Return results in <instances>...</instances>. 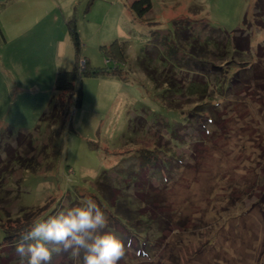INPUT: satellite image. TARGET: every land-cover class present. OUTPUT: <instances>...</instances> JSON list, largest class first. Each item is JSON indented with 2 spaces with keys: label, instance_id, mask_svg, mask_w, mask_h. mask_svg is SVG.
<instances>
[{
  "label": "rangeland",
  "instance_id": "obj_1",
  "mask_svg": "<svg viewBox=\"0 0 264 264\" xmlns=\"http://www.w3.org/2000/svg\"><path fill=\"white\" fill-rule=\"evenodd\" d=\"M14 1H0L2 26L21 13L59 18L44 12L52 0ZM129 1L60 0L65 22L76 18L89 69L118 71L84 75L81 106L78 84L72 96L55 90L59 69L76 63L70 37L61 59L48 42L21 50L0 42V140L8 130L10 139L31 134L10 154L0 150V225L12 231L0 233V264H19L13 237L34 221L89 198L108 218L103 233L128 237L119 264H264V12L256 0H152L144 21ZM238 29L245 51L235 48ZM115 40L127 43L125 61L103 54ZM246 65L233 94L219 92L226 83L213 84L216 76L229 81ZM193 81L212 92L189 95ZM174 98L179 106L168 107ZM217 101V119L201 134ZM82 257L61 252L51 264Z\"/></svg>",
  "mask_w": 264,
  "mask_h": 264
},
{
  "label": "trees",
  "instance_id": "obj_2",
  "mask_svg": "<svg viewBox=\"0 0 264 264\" xmlns=\"http://www.w3.org/2000/svg\"><path fill=\"white\" fill-rule=\"evenodd\" d=\"M126 7H127V10H129L134 17L139 18V20L146 21L145 17H146V15L149 12H151V10L153 8V2H152V0H132V1L127 2ZM255 8L257 10H259L261 13L264 12V0H256ZM189 21L192 22L191 20H189ZM177 23H178V25H176V26L180 27V26H182V23H184V21L176 22V24ZM66 27H67V31H68L69 37L71 38V41H72V44H73V48L75 49L76 63L74 65L73 69L69 70V69L63 68V67H61L59 69V71L57 73L56 80H55V90L57 92H59V97H60V95L62 93H67L68 95L72 96L73 93L75 92V86H76V84H78L77 98H76V101H75V105L76 106H81L82 102H83V84H82V82H83V76L84 75H91V76L104 75V76H108L110 74H115V76H117V72L118 71L116 70L117 67H115L113 69H110L111 71H108V72L105 71V70H102V69H89V67H88V63L89 62L86 60L85 56L82 55V46H83V44H82V41H81V36H80L79 30H78L77 21H76L75 16L72 15L69 18V20L66 22ZM245 34H246L245 29H238L236 31V34L234 36V44L236 45L235 48L237 50L239 49L240 51H245L244 48L246 46H248V43H247L248 40L245 37L246 36ZM0 37L2 38V40L5 39L3 30L1 29V26H0ZM102 50L104 51L103 54L105 56H107V57H110V58L112 57L115 60L125 61V58L127 56L126 55L127 43L125 41H122L120 43L118 40H115L109 46H107V45L102 46ZM260 51L262 52L263 49H260ZM108 61H109V59H106V62H108ZM139 61L142 64H144L143 62H145V59H143V60L139 59ZM145 68L148 69L147 67H145ZM246 68L252 69L253 65H251L250 67H249V65L241 67L238 70L239 76L238 75H235V76H231L230 75L229 78H231V80L228 79L229 81H224L225 79H222V78H220L219 75H217L215 81L213 82V84L216 83V85H217L218 81L219 82L222 81L223 83H226V86H225V88L223 87L221 90H219V92H221L223 94L224 93L233 94L232 90L237 85L242 83L241 82L242 81V78H241L242 76H241L240 72H241V70H244ZM212 69H213V67H212ZM119 75H121V74H119ZM123 79H126V78L123 77ZM180 87L181 86H177L176 85L175 87L172 88V90L179 89ZM185 87H187V93L189 95H192V96H200L202 94L208 93V90L211 89V88H209V84L208 83L202 84V82H200V81H197V82L193 81L191 83L188 82V85L185 86ZM210 92H212V89L210 90ZM167 93H169V91ZM179 100H180L179 98H177V99L174 98L173 101H172L174 103L172 105L167 100V106L168 107H176L177 108V106H179L178 105ZM219 105H220V103L218 101L213 103L212 105H210L209 109L212 112L210 114L208 113L207 114L208 117L203 118L200 121V123L198 122L200 124L199 132L201 134L206 132V131H207V133H209L210 124H212L213 122L215 123V121L217 119L216 113L214 112V110H215L214 108L218 109ZM56 109H58V113L60 115L58 117L63 118L64 117L63 110L65 111V108L63 109V103H61L59 101V98H58L55 110ZM185 117H186V119L191 121V115L190 116H185ZM136 120L137 121L141 120V118H136ZM137 121H135V122L137 123ZM191 125H193V120L191 121ZM9 134H11V133L8 130V132H6L7 138L4 137L5 134H2V138L0 140V150L3 149V151L7 152L8 154L11 153L12 149H15V146H13V142L16 141V143H17L16 146L19 147L24 142V140H25L24 138L31 137V134H25V133L21 132V133H19V137L17 139L15 138L16 139L15 140V139H10L9 138ZM193 139H198L196 134L191 135V139L190 140H193ZM187 140L189 142V138H187ZM31 141L32 140L30 139V142ZM182 142H184V139H183ZM162 151L163 150H161L160 152H162ZM179 155L181 156V152H179L178 155H176V156H179ZM145 156H147V155H145ZM150 156H152V155H150ZM180 156L178 157L177 163H183V161H184L183 159L180 158ZM157 157L158 156L155 155V158H157ZM9 159H11V158H9ZM10 161L12 163V161L15 162L17 160H16V158H12ZM175 162L176 161H174L173 164ZM157 164H159V163H157ZM162 164L163 163H161V165ZM173 164H172V166L170 168V169H172V172H174V170L176 169V168H174L175 165H173ZM155 167H157V166H155ZM158 167H159L161 173L163 174L162 180L168 181L167 175H165V170H164V172H162L163 169H161L160 166H158ZM167 170L168 169H166V171ZM4 217H6V213L5 212H1L0 213V218H4ZM14 217H16V218L18 217L19 218L18 215H15ZM14 217H13V215H11L10 218L13 219ZM1 227L2 226L0 225V233L3 236L2 238H4V239L5 238H9L10 239L9 235H10V232H12V231H10V229H8V228L6 230L2 229ZM18 236H19V234L13 237V239L15 240L14 241L15 243H18L20 241V238H17ZM121 239L124 241L125 244H127L128 237L125 238L122 235ZM50 247H53V245H50ZM139 252H141V249H139ZM142 252L143 253L144 252L147 253V250L142 249ZM19 264H20V262H19Z\"/></svg>",
  "mask_w": 264,
  "mask_h": 264
},
{
  "label": "clouds",
  "instance_id": "obj_3",
  "mask_svg": "<svg viewBox=\"0 0 264 264\" xmlns=\"http://www.w3.org/2000/svg\"><path fill=\"white\" fill-rule=\"evenodd\" d=\"M107 223L105 212L91 198L66 212L37 219L16 246L20 264H51L54 254L69 251L73 257L82 252L83 264H119L126 246L117 235L103 233Z\"/></svg>",
  "mask_w": 264,
  "mask_h": 264
},
{
  "label": "crops",
  "instance_id": "obj_4",
  "mask_svg": "<svg viewBox=\"0 0 264 264\" xmlns=\"http://www.w3.org/2000/svg\"><path fill=\"white\" fill-rule=\"evenodd\" d=\"M1 1V0H0ZM24 1L29 0H17L12 2V7L18 4H23ZM44 1V0H43ZM53 6L46 10V7L44 6L45 13L49 15V12L51 10L57 9L56 14L59 16H55V18L48 19L40 16V15H34L32 12L26 13L24 16L23 13L16 15V17H19L21 20L20 23H17L16 21L9 22V24L3 26L0 24L1 29L3 30L5 39L2 40L0 37L1 45H12L14 49L21 50L23 47L25 48L26 44H29L30 46L35 42V40L39 41V45H45L46 42L52 45V49L57 48L58 49V57L61 59L63 57V45L67 47V44L69 42V34L66 27V18L65 14L63 13V7L60 5V0H52ZM3 2H0V5ZM3 17V16H2ZM47 20V21H44ZM51 51V50H50ZM20 54H18L19 57ZM27 58L25 59L26 62L33 61L29 57L30 55H25ZM11 60H13L11 58ZM14 61V60H13ZM39 62H43L42 60H39Z\"/></svg>",
  "mask_w": 264,
  "mask_h": 264
},
{
  "label": "water",
  "instance_id": "obj_5",
  "mask_svg": "<svg viewBox=\"0 0 264 264\" xmlns=\"http://www.w3.org/2000/svg\"><path fill=\"white\" fill-rule=\"evenodd\" d=\"M0 243H1V238H0Z\"/></svg>",
  "mask_w": 264,
  "mask_h": 264
}]
</instances>
